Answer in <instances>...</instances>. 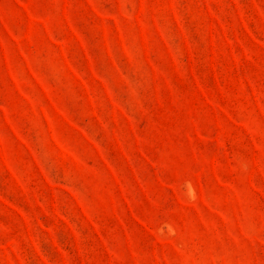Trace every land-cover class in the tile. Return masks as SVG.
I'll use <instances>...</instances> for the list:
<instances>
[{
    "label": "rangeland",
    "instance_id": "1",
    "mask_svg": "<svg viewBox=\"0 0 264 264\" xmlns=\"http://www.w3.org/2000/svg\"><path fill=\"white\" fill-rule=\"evenodd\" d=\"M0 264H264V0H0Z\"/></svg>",
    "mask_w": 264,
    "mask_h": 264
}]
</instances>
